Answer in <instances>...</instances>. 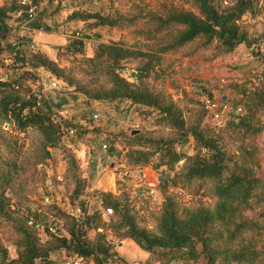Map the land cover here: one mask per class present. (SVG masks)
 I'll use <instances>...</instances> for the list:
<instances>
[{
  "label": "trees",
  "instance_id": "obj_1",
  "mask_svg": "<svg viewBox=\"0 0 264 264\" xmlns=\"http://www.w3.org/2000/svg\"><path fill=\"white\" fill-rule=\"evenodd\" d=\"M34 1L38 3L42 0ZM192 1L198 15L190 11H171L160 19L158 28L169 23L183 26L167 42L155 36L156 41L147 45L146 49L118 41L95 43L84 62L89 72L96 78L102 77L108 87L85 91V94L90 99L107 102L127 100L136 107L145 106L157 111L159 121L172 128L174 137H151L138 132L127 134L123 139L125 145L117 150L115 138L111 136L109 147L100 145L104 154L120 153L127 164L152 166L159 172L156 187L162 193L177 185L180 178L182 184L194 179L208 180L216 196L214 206L179 210L175 197L164 194L156 218V231H153L138 225L127 194L114 196L99 190L87 193L85 178L71 169L73 188L70 197L76 201L78 217L61 213L64 217V233H61L53 232L48 214L28 211L26 219L19 217L15 222L19 235L15 243L16 254L11 256L5 247L0 246V264H47L52 261L50 254L58 251L64 253V264L77 257L82 259V264H131L111 251L112 243L107 233L118 239H130L140 249L158 252L167 256L169 261L182 260L185 264H264V175L261 173V149L254 140L262 129L258 114L264 110V70L261 73L262 84L248 91L240 89L246 102L242 106L234 104L229 114L227 127L240 137L232 162L216 136L204 132L198 123L187 126L181 109L173 101L145 85L147 78H159L165 74L161 65L165 52L192 42L199 41L201 47L215 44L225 53L244 43L264 61V38H260L261 34L252 38L240 24L244 14L254 15L258 0H230L228 5H223L222 0ZM60 5L61 2L57 10ZM42 10L38 11L29 27L36 24ZM18 11L20 20L25 22L27 14L20 0L0 2V74L6 73L5 78H0V118L13 123L19 131L27 128L37 130L42 151L38 160L44 162L51 156L49 149L58 147L64 134L81 135L85 128L61 115L59 120L54 119L67 102L64 95H57L53 101L46 94L41 95L24 85L30 78H39L34 73L39 68L57 79H65L63 69L55 59L32 50L25 38L20 37L14 45L7 44L13 29L10 24L13 14ZM68 17L84 22L87 28L117 24L115 19L100 12L72 10ZM4 52L8 53L12 62L4 63ZM20 67L28 69L12 79L10 69ZM208 96L211 97L210 94ZM190 139L193 153L187 154L177 148L178 144L182 146ZM246 139L249 141L245 143ZM155 155L157 162L152 163ZM181 159L185 160L182 173L172 175L173 166ZM161 170L168 171V174L162 176ZM11 180V172L0 174V215L5 218L10 217L7 208L18 206L5 194L6 189H10ZM85 194L95 197L99 206L91 209ZM107 208L112 211L109 215L105 210ZM17 211H21L20 208ZM105 214L108 215V223L103 219ZM53 217L58 219V216ZM103 226L105 231L98 233L96 242L86 238L88 231ZM38 228L46 232L48 239L45 242L39 238ZM60 262L52 261L53 264Z\"/></svg>",
  "mask_w": 264,
  "mask_h": 264
},
{
  "label": "rangeland",
  "instance_id": "obj_2",
  "mask_svg": "<svg viewBox=\"0 0 264 264\" xmlns=\"http://www.w3.org/2000/svg\"><path fill=\"white\" fill-rule=\"evenodd\" d=\"M73 7L107 14L115 19L117 24L113 27L103 25L93 27L88 31V34H86L88 30L86 24H79L82 27L80 28V39L86 35L90 37L91 47L82 49V51L64 48L57 52L55 61L63 69L65 80L57 79L46 71L39 80L27 75L31 81L28 80L24 83L26 87L41 95H45L47 91H54V94L57 95L67 94L70 96V100H74L71 95L80 97L83 104L82 119L85 123L83 125L88 127L84 134H64L58 147L48 148L51 153L50 158H45L44 162H40L38 158L42 151L39 132L32 128L19 131L13 123L0 118V174L6 171L12 173L10 189L7 188L5 194L18 205H11L10 208H7V212L10 214L9 218L0 215V246L5 247L11 256L16 254L15 243L19 238L15 228L16 219L19 217L26 219V216H29L26 214L28 211L45 212L49 215L48 223L53 228V232L60 231L61 233H64V217L61 216V213H70L78 217L79 212L75 208L76 201L70 197L73 188L70 170L75 169L77 174L85 178L87 193L92 192L91 179L86 171L88 159L92 158V155L84 163L83 156H77V153L73 151L76 145L80 147L85 145L90 154H93L94 150V153H103V156L106 157L111 152L104 154V149L100 145L106 144L109 147L111 136L115 138L117 150L125 145L123 139L127 134H131L132 130H138V133L151 137H174L172 128L159 121V114L152 108L134 106L129 111L130 106L127 100L107 102L90 99L85 91H96L102 87H108V85L104 83L102 77L96 78L89 72L84 58L90 53L95 41L100 38L105 42L118 41L140 49H146L147 45L155 42V36L168 41L183 26L169 23L158 28L160 19L171 11H190L198 15L193 1L64 0V5H60L59 9L65 12ZM60 14L62 15L61 11ZM240 24L252 38L260 34V38H264V0H258L254 15L249 14V16L243 17ZM76 27L78 26L73 23L68 27L69 40L75 39L73 35L78 30ZM199 45V41L192 42L177 50L165 52L161 64L165 69V74L159 78H153V76L147 78L145 85L173 101L181 109L187 126L198 123L204 132L216 136L232 162L237 154L236 149L240 137L227 127L229 114L234 104L242 106V103L246 102L240 89L248 91L262 84L261 73L264 70V61L255 50H251L244 43L229 53L222 52L215 44L209 47ZM41 82L43 85H40ZM52 83H57V86L55 87ZM208 94L211 95L210 98ZM96 101H100L102 107L96 110L97 118H93L91 116L93 107L88 108L87 105L91 106ZM104 108L109 110L108 115L102 114ZM133 113L136 114L133 115ZM59 115L61 114L56 113L54 119L59 120ZM258 116L261 119L262 129L261 133L254 137V140L261 149V173L264 175V110ZM247 141L249 139H246L245 143ZM177 148L191 154L193 153V142L190 139L182 146L178 144ZM81 154L83 155V153ZM94 156L96 159L97 155ZM151 160L152 163H156V155ZM124 161L125 158L120 153L117 154L109 169H123V173L117 180L118 186L131 180L128 184L130 189L133 186L132 192L130 190L129 193H124L131 200L132 213L141 227L156 231V218L164 194L175 197L179 210L197 206L212 208L216 202L212 183L208 180L194 179L182 184L183 180L181 181L182 178H180L179 183L170 186L165 193L158 190L157 183L147 188L140 187V172L136 171L130 174L127 173L129 169L154 168L150 165L133 166ZM119 164H124V166ZM184 164V159L178 161L171 170L172 175L179 176L183 171ZM125 167H129V169ZM161 174L166 176L168 171L161 170ZM141 188L144 189V195L137 194V190ZM150 190H153V194L149 193ZM131 194L134 195V200L131 198ZM46 197L47 200H45ZM96 201L97 199L93 201L91 209L99 206ZM145 206L147 209L144 208ZM17 208H20L21 211H17ZM108 215H104L105 223H108ZM53 216H58V219ZM37 231L41 241L45 242L48 239L46 232L41 228H38ZM104 231V226L90 230L86 234V238L91 242H96L98 233ZM107 238L112 243L111 251L117 254L116 249L124 248V255L120 257H126L131 264H185L182 260L169 261L167 256L158 252L144 251L131 240L111 237L108 233ZM118 243H120L119 247ZM188 264L193 263L189 262Z\"/></svg>",
  "mask_w": 264,
  "mask_h": 264
},
{
  "label": "crops",
  "instance_id": "obj_3",
  "mask_svg": "<svg viewBox=\"0 0 264 264\" xmlns=\"http://www.w3.org/2000/svg\"><path fill=\"white\" fill-rule=\"evenodd\" d=\"M2 1L4 0H0V2ZM59 2H61L62 5H64V0H53L51 2L42 0L38 2V5H39L38 11H40L41 9L43 10L41 12V17H39V19L35 22L36 24L34 26L32 25V27L28 26L32 22V20L28 22H24V20L23 21L20 20L21 19L20 11L15 12L13 14V17L10 23L13 29H12L11 35L7 39V44L14 45L19 40L20 37L25 38L26 44L28 47H30L34 51L36 50V51H40L44 53L51 59H55L57 52L63 50L64 48L69 49V50H77V51H80L81 49L83 48L85 49L87 47L90 48L91 45L89 42L91 38L88 37L87 35L84 38H81L80 40H76V39L69 40L68 39L69 35H68L67 30H68V27H70L72 23L75 26H78L76 27L78 29L82 28L81 25L79 24H85V23L82 21L74 20L71 17H68V15L71 13L72 10H79L78 7L67 9V11L64 12V10H60V9L57 10ZM60 11L62 15L63 14L65 15L62 16L60 14ZM89 30H91V28H88L86 34H88ZM98 41H104V40L100 38L97 41H95V43H97ZM3 55L5 59H7L9 62H12V58L8 55L7 52H4ZM25 69H28V67H24V68L20 67L19 69L18 68L12 69V71L10 69V75L12 79L20 75V73ZM45 72L46 71L43 68L34 70V73L39 76L37 80L41 79L43 73ZM48 74L50 73L48 72ZM41 85H43L42 82H41ZM54 86L56 87L57 83H55ZM45 94L49 96L51 100L55 101L57 94H54V91H47ZM59 95H64V97L67 98V102L64 104L63 108L59 111V114H61V117L68 119L72 123H76L78 125L85 124L84 120L82 119V110H83V107H82L83 104L81 102L82 99L80 97H75L71 95L72 99L74 100H70L69 98L70 96H68L67 94L61 93ZM128 103L130 106L129 108V111H130L133 109L132 107H134L135 105H131L129 101ZM96 104H98L99 106L94 107V105ZM87 107L88 108L93 107V109L90 108L92 117L94 115L98 116V114L96 113V110L102 107V103L100 101H96L95 103L91 104V106L87 105ZM102 114L108 115L109 110L107 108H104L102 110ZM135 114L136 113H133V115ZM83 126L85 129H88V127H86L85 125ZM80 141L83 142V140H80ZM73 151L77 153V156L79 155L81 157L83 156L82 158H83L84 163L86 162L87 158L92 155L91 156L92 158L89 157L88 159L89 162L87 163V166H86L87 175L91 179L90 188L92 189V193H95L96 191L99 190V191L110 192L114 196H118L124 192L129 193L130 190L132 192L133 186L130 189L129 184H128L131 180L128 181V183L124 182V180H121L124 182V184L120 186L117 185V180H119L120 174L123 173V169L121 168L114 169V170L109 169L110 163L113 162L114 156H116V154H112L109 156L107 155L106 157H104L103 153L101 154L94 153V150H93V154H90L89 149L85 145H83V147L76 145ZM81 153H83V155ZM94 155H97L96 159ZM119 165L124 166V164H119ZM125 168L129 169V167H125ZM136 171L140 172V183H139L140 187L147 188L148 186L155 185L158 182L159 172L156 171L155 169H152L151 167H143L141 169H132V170L129 169L127 173L131 174ZM149 193L153 194V190H150ZM137 194L144 195V189L142 188L138 189ZM131 198H133L134 200L133 194H131ZM94 200H95V197H92L88 205L89 207H91ZM150 202H152V200H150ZM144 208L147 209L146 206ZM125 240H130V239H125ZM119 244L120 243H118V247H119ZM123 250L124 248H122L121 250L120 248L116 249L117 255L122 257L124 255ZM63 254H64L63 251L51 253L50 259L52 261L59 260L61 261L59 264H64V261H62V258L64 256ZM123 258L124 260L128 261L126 257H123ZM52 261L47 264H53ZM88 264H92V263L90 262Z\"/></svg>",
  "mask_w": 264,
  "mask_h": 264
},
{
  "label": "built area",
  "instance_id": "obj_4",
  "mask_svg": "<svg viewBox=\"0 0 264 264\" xmlns=\"http://www.w3.org/2000/svg\"><path fill=\"white\" fill-rule=\"evenodd\" d=\"M222 3H223V5H228L230 2L228 0H222ZM20 4L22 6H25V10H26V14H27L25 22H28L37 16V13L39 10V5L34 0H20ZM245 16H249V13H246L243 15V17H245ZM80 35H81V30L78 29L74 32L73 36H74V38H79ZM4 63H9V61L7 59H4ZM5 77H6V73L0 74V78H5ZM52 85H55V83H52ZM93 117L97 118V115H94ZM69 133H72V131L69 130ZM105 146H106L105 144L102 145L103 148ZM85 198H86L87 202L90 203L92 197L90 195H86ZM105 210H106L107 214L108 213L110 214L112 212L110 208H107ZM49 229L52 230V228H49ZM67 264H82V259L77 257V258L72 259Z\"/></svg>",
  "mask_w": 264,
  "mask_h": 264
},
{
  "label": "water",
  "instance_id": "obj_5",
  "mask_svg": "<svg viewBox=\"0 0 264 264\" xmlns=\"http://www.w3.org/2000/svg\"><path fill=\"white\" fill-rule=\"evenodd\" d=\"M138 130H132L131 134L137 133ZM110 166H112V163H110ZM48 198L46 197L45 200H47ZM29 223H31V221H29ZM43 261L45 260V258L42 259Z\"/></svg>",
  "mask_w": 264,
  "mask_h": 264
}]
</instances>
